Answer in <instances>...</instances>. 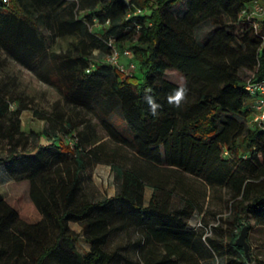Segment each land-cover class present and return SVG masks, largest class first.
Masks as SVG:
<instances>
[{
    "label": "trees",
    "instance_id": "trees-1",
    "mask_svg": "<svg viewBox=\"0 0 264 264\" xmlns=\"http://www.w3.org/2000/svg\"><path fill=\"white\" fill-rule=\"evenodd\" d=\"M14 1L25 12L9 6L10 0H0L1 50L54 87L67 104L90 109L112 141L144 161L229 184L234 226L250 227L239 223L241 213L264 220V122L244 127L233 118L240 114L251 119L245 87L264 78V31L258 18L256 29L240 16L252 0ZM182 1L184 13L174 16L171 9ZM30 3L59 11L55 34L78 36L74 52L47 50L38 21L49 27L48 16L33 19ZM81 9L88 12L78 17ZM205 21L216 29L201 44L193 31ZM237 24L243 28L236 34ZM124 48L131 50L136 64L131 77L109 63L91 68L92 50L110 55ZM242 68L253 72L250 79L240 77ZM173 74L181 75L189 89L179 108L166 99L179 84ZM147 88L162 105L156 116L143 101ZM8 107L0 101V118ZM13 129L7 128V138H13ZM50 146L54 144L38 142L26 150L14 144L1 159L15 181L28 183V200L20 194L9 198L0 187V264H113L118 253L104 246L111 231L127 225L141 233L137 254L142 264H200L192 251L195 234L187 229L196 210L190 199L171 210L152 186L145 205L142 175L114 167L116 194L97 202L81 200V175L90 162L101 161L98 154L94 149L84 152L80 142L72 151L65 148L71 157L54 183L44 176ZM56 148L63 157L62 146ZM47 222L54 227L52 237L45 230ZM68 222L80 223L90 245L86 253L76 250ZM204 240L223 257V264H253L235 240L228 245Z\"/></svg>",
    "mask_w": 264,
    "mask_h": 264
},
{
    "label": "rangeland",
    "instance_id": "rangeland-1",
    "mask_svg": "<svg viewBox=\"0 0 264 264\" xmlns=\"http://www.w3.org/2000/svg\"><path fill=\"white\" fill-rule=\"evenodd\" d=\"M185 4L182 1L173 7V15L181 16ZM9 6H13L12 0ZM235 28V33H240L243 25L237 24ZM215 29L214 25L205 21L195 27L193 34L196 41L202 44L211 37ZM261 30L264 31V28ZM43 31L47 34L45 29ZM79 39L78 36L57 38L52 49L60 53L74 52V45ZM108 57L98 50H92L91 68L95 64H107ZM128 62L127 58L120 56V64L126 66ZM131 74L133 72L130 71L123 75L131 77ZM252 74L246 68L240 71V77L244 80L250 79ZM172 79L179 84L183 81L179 74H173ZM0 101L9 104L7 114L0 118V187L5 188L7 197L20 194L23 201L28 200V183L15 181L1 163L12 145L15 144L18 149L30 150L38 142L44 145L53 143L54 146H50V151L47 152L49 165L44 176L57 183L59 174L71 157L64 149L72 151L74 144L80 142L85 148L84 152L94 149L101 161L90 162L82 173L79 199L97 202L114 196L119 180L113 168L136 170L146 184L143 192L145 205L150 200L152 186L158 189L161 200H168L171 210L182 207L188 199L194 203L196 210L187 220V229L195 234L193 254L200 260V264H223V257L210 251L204 239L210 238L228 245L240 234V227L234 226L232 188L229 184L209 182L175 168L144 161L127 147L112 141L90 109L67 104L54 87L8 58L1 49ZM233 118L244 127L252 124L250 118L244 115L235 114ZM10 125L14 126L12 139L6 135ZM56 146H62V152H65L63 157L59 156L60 149ZM237 170L242 169L238 166ZM261 180L262 178H258L256 181ZM240 218L241 226L245 223L250 226L246 229L245 236L247 258L253 264H264V220L251 213H241ZM68 226L76 235V250L80 254L89 251L90 245L84 239L80 223L68 222ZM45 230L49 237L54 235V227L50 222H47ZM140 235L136 227L129 225L110 232L104 249L108 252L117 251L118 256L113 264H142L137 254Z\"/></svg>",
    "mask_w": 264,
    "mask_h": 264
},
{
    "label": "built area",
    "instance_id": "built-area-1",
    "mask_svg": "<svg viewBox=\"0 0 264 264\" xmlns=\"http://www.w3.org/2000/svg\"><path fill=\"white\" fill-rule=\"evenodd\" d=\"M3 1L6 2L7 0ZM139 11L138 9V12ZM262 14H264V2L261 0H252L248 6L246 5L242 9L240 16L245 17L246 21L252 23L254 28L257 29L258 24L256 19ZM108 56V63L114 66L120 73L126 74L130 71H135L136 64L133 61V54L130 49L124 48L121 52L114 50ZM120 56L129 60L126 66L119 63ZM87 72H89V70H87ZM245 88L251 97L249 103L251 123L264 122V78L256 82H248Z\"/></svg>",
    "mask_w": 264,
    "mask_h": 264
},
{
    "label": "crops",
    "instance_id": "crops-1",
    "mask_svg": "<svg viewBox=\"0 0 264 264\" xmlns=\"http://www.w3.org/2000/svg\"><path fill=\"white\" fill-rule=\"evenodd\" d=\"M11 1V0H10ZM262 2H264V0H261ZM13 2V6L17 7L18 5L15 3L14 0H12ZM18 8L21 9L20 6H18ZM28 11L31 13H27V14H30V16L33 18V19H36V20H39L40 19V16L45 14L46 17H47V20L46 22H48V25L49 27L45 26L46 24H44L41 19L38 21V28L39 30L42 32V34L44 35V38H45V41L46 43L49 45V47L47 48V50L51 51V52H56L52 49V44L54 43V41L57 39V38H61V37H64V36H73V35H68V34H65V35H57L55 34V28H56V24L54 22L55 20V15L59 12V11H56L52 8V6H49V4L47 5H44V4H38V3H30L29 6L27 7ZM22 11H24V9H21ZM25 12V11H24ZM86 12L88 11H85L83 9H81L80 11V15L78 17H82ZM46 20V19H45ZM44 20V21H45ZM258 20L260 22V25H261V28H264V14H262L260 17H258ZM45 27H43V26ZM43 29H45L47 31V34L44 33ZM50 35V37H49ZM8 58L14 60L12 57L8 56L3 50H1ZM24 68V67H23Z\"/></svg>",
    "mask_w": 264,
    "mask_h": 264
},
{
    "label": "clouds",
    "instance_id": "clouds-1",
    "mask_svg": "<svg viewBox=\"0 0 264 264\" xmlns=\"http://www.w3.org/2000/svg\"><path fill=\"white\" fill-rule=\"evenodd\" d=\"M188 92L189 89L186 81L181 82L171 93L168 94L166 97L167 103L179 108L186 101ZM143 101L147 105L148 111L151 115H158V111L162 105L157 102L155 96L152 94L151 88L144 90Z\"/></svg>",
    "mask_w": 264,
    "mask_h": 264
},
{
    "label": "water",
    "instance_id": "water-1",
    "mask_svg": "<svg viewBox=\"0 0 264 264\" xmlns=\"http://www.w3.org/2000/svg\"><path fill=\"white\" fill-rule=\"evenodd\" d=\"M245 236H246V226H243L241 228L240 234L237 237V239L235 240V243L237 246L242 247L244 254H247V250H248V246L247 243L245 241Z\"/></svg>",
    "mask_w": 264,
    "mask_h": 264
}]
</instances>
